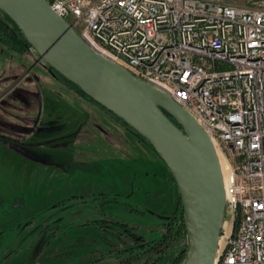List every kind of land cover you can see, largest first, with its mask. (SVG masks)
<instances>
[{"label":"rangeland","instance_id":"obj_1","mask_svg":"<svg viewBox=\"0 0 264 264\" xmlns=\"http://www.w3.org/2000/svg\"><path fill=\"white\" fill-rule=\"evenodd\" d=\"M45 63L0 43V264H177L188 237L165 225L179 200L166 163ZM17 137L31 157L6 148Z\"/></svg>","mask_w":264,"mask_h":264},{"label":"built area","instance_id":"obj_2","mask_svg":"<svg viewBox=\"0 0 264 264\" xmlns=\"http://www.w3.org/2000/svg\"><path fill=\"white\" fill-rule=\"evenodd\" d=\"M48 1L209 133L228 167L215 264H264V0Z\"/></svg>","mask_w":264,"mask_h":264},{"label":"water","instance_id":"obj_3","mask_svg":"<svg viewBox=\"0 0 264 264\" xmlns=\"http://www.w3.org/2000/svg\"><path fill=\"white\" fill-rule=\"evenodd\" d=\"M0 9L52 69L153 145L182 201L188 237L182 264H215L227 222L226 178L204 127L168 93L96 52L48 0H0Z\"/></svg>","mask_w":264,"mask_h":264},{"label":"trees","instance_id":"obj_4","mask_svg":"<svg viewBox=\"0 0 264 264\" xmlns=\"http://www.w3.org/2000/svg\"><path fill=\"white\" fill-rule=\"evenodd\" d=\"M0 43L5 45L9 49H12V50L17 51V52H23L26 49H29L30 47L33 48L32 45L29 43L28 39L26 38V36L24 35L23 31L19 28V26L11 19V17L7 13H5L1 9H0ZM58 74H59V76H60V78L62 80L67 82V85L69 86V88L73 87L76 91H78L77 93L79 95H81V96H83V97H85V98H87L89 100H92L96 104L100 105L94 99L89 97L78 85H76L75 83L69 81L67 78H65L60 73H58ZM100 106L103 109L107 110L102 105H100ZM108 112H110V111H108ZM112 115L117 120L122 122L127 128L132 130L136 135H138L142 142H144L147 145H149L156 152V150L153 147V145L143 135H141L136 130L131 128L120 117L116 116L113 113H112ZM171 178L174 181L175 185L177 186V184L175 182V179L172 176V174H171ZM178 197H179V200L177 201L178 203L175 205V208L173 210V216L170 219V221L166 222L165 225L168 226V228H170V229H172L171 227H175L176 225H178L177 231H179L182 228L183 230H185V232H187L186 231L185 220H184V215H183V206H182V201H181V197H180L179 191H178ZM126 230L128 232H131L132 228L127 227ZM169 236H170V233H169ZM155 246L156 245L153 246L151 244L150 245L148 244V247L146 248V250L144 252H147V251L151 250L152 248H155ZM186 252H187V245H185L179 251V254L177 255V257L175 259L177 264H182V262H183V260H184V258L186 256ZM144 257L145 258L142 260V262L140 264H156L158 262V260H160L162 258V255H159L158 257H154L153 258L150 254H146ZM127 262H129V260H127Z\"/></svg>","mask_w":264,"mask_h":264},{"label":"flooded vegetation","instance_id":"obj_5","mask_svg":"<svg viewBox=\"0 0 264 264\" xmlns=\"http://www.w3.org/2000/svg\"><path fill=\"white\" fill-rule=\"evenodd\" d=\"M47 66H48V70H49V72L54 76V77H56V78H60V76H59V74L57 73V71H55L54 69H52L47 63H45ZM6 78V77H5ZM8 78V77H7ZM109 114H110V112H109ZM176 123H177V121L172 117V116H170ZM16 139H18V145L17 144H15V143H13V142H10V143H8V142H6V146L9 148V149H11V150H13V151H15L16 150V152H18V153H20V154H24V155H28V156H30L29 154H27L22 148H21V146H19L20 144H22L24 141H23V138H19V137H17ZM31 157V156H30Z\"/></svg>","mask_w":264,"mask_h":264},{"label":"bare ground","instance_id":"obj_6","mask_svg":"<svg viewBox=\"0 0 264 264\" xmlns=\"http://www.w3.org/2000/svg\"><path fill=\"white\" fill-rule=\"evenodd\" d=\"M220 156V162H221V165H222V170H223V174L225 176V178L228 176V167H227V163L225 161V159L221 156Z\"/></svg>","mask_w":264,"mask_h":264},{"label":"crops","instance_id":"obj_7","mask_svg":"<svg viewBox=\"0 0 264 264\" xmlns=\"http://www.w3.org/2000/svg\"><path fill=\"white\" fill-rule=\"evenodd\" d=\"M25 75H27V73H26ZM23 77H24V76H23ZM14 86H15V84H14L12 87H14ZM12 87H11V88H12ZM70 89H71V88H70ZM12 90H14V88H12ZM71 91H72V92H75V91L72 90V89H71ZM1 96H2V95H1ZM1 96H0V97H1ZM80 96H81V95H80ZM82 97H83V96H82ZM84 98H85V97H84ZM1 100H2V99H0V101H1ZM37 128H38V126H37V124H36V126H34V129H32V130H28V131L33 132V131L36 130ZM22 131H24V130H22ZM21 138H22V137H21ZM5 146H6V142H5ZM6 148H8V147H6ZM8 149H9V148H8ZM9 150L12 151V152H14V151L11 150V149H9ZM19 154H20V153H19ZM21 155H22V154H21Z\"/></svg>","mask_w":264,"mask_h":264}]
</instances>
